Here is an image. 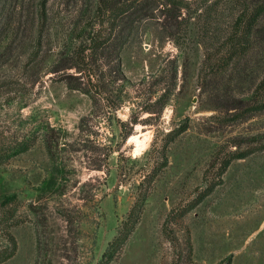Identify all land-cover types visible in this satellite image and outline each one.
<instances>
[{"label":"rangeland","instance_id":"rangeland-1","mask_svg":"<svg viewBox=\"0 0 264 264\" xmlns=\"http://www.w3.org/2000/svg\"><path fill=\"white\" fill-rule=\"evenodd\" d=\"M110 1L0 0V155L35 141L0 156V255L16 247L1 264H99L140 199V222L111 264H264V111L232 109L264 80V43L231 56L240 0H155L173 1L171 12L161 4L135 25L121 53L122 107L95 116L51 69L84 27L109 26ZM185 124L161 167V146ZM52 128L55 165L42 138ZM234 152L248 156L218 179Z\"/></svg>","mask_w":264,"mask_h":264},{"label":"trees","instance_id":"trees-1","mask_svg":"<svg viewBox=\"0 0 264 264\" xmlns=\"http://www.w3.org/2000/svg\"><path fill=\"white\" fill-rule=\"evenodd\" d=\"M106 2L108 0H103V3L106 4ZM171 2L173 3V1ZM172 3L164 5L155 0L110 1L108 10H111L109 18L111 17L112 21H110L109 26L105 28L103 26L104 21L102 20V23L98 24L97 21L99 20H97L82 29V36L87 34L85 40L80 41L79 44L75 43L69 48L66 47L64 51L59 53L60 57L51 69V72L55 74V81L63 82L68 89L79 91L89 97L92 103L93 115L96 116L104 108L110 116L113 115L122 107L123 88L129 82L122 71L121 53L128 44L135 25L141 20L153 17L155 10L161 4L164 5L166 12L170 13L171 8L167 6ZM240 3L241 9L235 22L233 34L229 38L231 56L232 54L233 56L245 54L254 44L258 42L264 43V0H240ZM102 15H105V12ZM98 56H101L105 61L98 63ZM107 64L111 65L107 70H104ZM170 91L162 93L158 100L161 110L169 100ZM238 103L232 107V109L238 111L234 116H247L263 112L264 80L259 84L251 98L238 100ZM89 119L84 118L81 121L80 131L84 132V123L90 122ZM134 124H136V121ZM122 126L126 125L123 124ZM187 129L188 125L185 124L178 130L171 132L167 137L160 149L161 158L164 160L161 167H165L168 163L167 148L169 144ZM54 131L52 128L50 129V134L46 132L42 135L45 148L53 165L57 162L54 150L60 146L61 141L58 137H53L55 135ZM122 132L124 134L123 140L125 141L130 132L124 130ZM34 142L33 137L25 136L19 142L17 141L8 146L3 151L4 155L0 156L2 158L6 156L7 159H10L26 153L34 145ZM247 156L248 154L244 152L230 154L224 160L217 178L219 179V177L223 176L233 161L245 159ZM157 172H153L154 175ZM219 184L218 181H213L198 196V199L193 202L191 207L198 206ZM142 200L140 199L135 203L127 220L122 224L120 234L109 244L99 264H111L116 256L121 253L136 225L140 222L143 207ZM183 215L184 213L181 216ZM173 218H176V216ZM15 252L16 247H13V249L6 250L3 254L1 253L0 264L14 256ZM222 264H232V258L226 259Z\"/></svg>","mask_w":264,"mask_h":264}]
</instances>
